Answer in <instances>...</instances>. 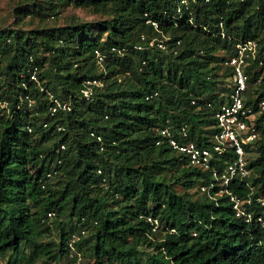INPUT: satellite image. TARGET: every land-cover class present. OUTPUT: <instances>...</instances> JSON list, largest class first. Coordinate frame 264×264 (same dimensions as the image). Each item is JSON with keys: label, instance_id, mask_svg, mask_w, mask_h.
I'll return each mask as SVG.
<instances>
[{"label": "trees", "instance_id": "obj_1", "mask_svg": "<svg viewBox=\"0 0 264 264\" xmlns=\"http://www.w3.org/2000/svg\"><path fill=\"white\" fill-rule=\"evenodd\" d=\"M186 1L181 11V0L13 6L16 25H0V97L11 108L0 113V264H264V0ZM70 6L101 18L57 23ZM164 37L165 48L149 46ZM247 39L260 45L245 66L259 136L246 146L250 173L224 185L160 129L170 119L213 143L234 87L229 59ZM87 79L102 81L92 99L81 97ZM49 92L71 110L51 114ZM234 157L216 160L220 174Z\"/></svg>", "mask_w": 264, "mask_h": 264}, {"label": "built area", "instance_id": "obj_2", "mask_svg": "<svg viewBox=\"0 0 264 264\" xmlns=\"http://www.w3.org/2000/svg\"><path fill=\"white\" fill-rule=\"evenodd\" d=\"M182 4H187V1L181 0L180 7L178 8L179 11H181ZM153 24L155 27H158L156 22H153ZM167 38L168 37L152 39L149 42V46L157 45L160 48H165V39ZM178 43H180V40ZM144 46V44H141L137 47L141 49ZM235 49V54L229 59V63L234 67V87L230 91L227 100L220 104L215 111L214 119L217 131L214 135L213 143L210 146L198 145L191 139L190 133L185 126L174 128L171 126L170 119H166V125L160 129L161 135L175 150L186 154L191 164L204 170L211 171L213 177L220 179L224 185H228L234 176L240 175L241 177H245L250 173L248 164L252 152L247 151L246 146L255 148V143L259 136V131L255 125L256 112L253 105L246 103V92L249 88V75L245 66L248 62V58L256 59L259 56L260 45L255 39L240 40L236 44ZM112 50L117 51L119 54L123 51L116 47H112ZM96 56L99 64L102 65L105 54L97 50ZM260 64L264 67V61H260ZM261 77L262 76H259L258 80H260ZM31 80L39 81L36 70L32 72ZM101 84V79L85 80L83 88L81 89V97L92 99L95 86ZM156 94L157 92H155V95ZM150 97H153V94L147 96V98ZM49 98L52 102L50 106L51 114H55L59 110H71L72 108L70 100L62 99L50 92ZM26 99L29 105L33 103V100L29 96H27ZM209 106H212V104L209 103ZM259 107L264 109V98L259 101ZM5 111L11 112L10 104L7 100L0 97V113ZM59 129H64V127L59 126ZM29 130H31V127H29ZM97 138L101 140L100 136H97ZM64 147L65 146L62 145V148ZM227 151H233L235 157L233 161L227 163L224 172L220 174L219 170L216 168V160L220 159ZM200 189L202 191L209 190L205 185H201ZM231 198L234 201V207L237 209V213L250 217V214H246L242 210L239 198L235 195H232ZM260 200L264 203V197ZM54 215V211L48 212V217L52 218ZM149 220L157 224V220L151 217H149Z\"/></svg>", "mask_w": 264, "mask_h": 264}, {"label": "rangeland", "instance_id": "obj_3", "mask_svg": "<svg viewBox=\"0 0 264 264\" xmlns=\"http://www.w3.org/2000/svg\"><path fill=\"white\" fill-rule=\"evenodd\" d=\"M19 0H0V25L2 26H13L16 25L15 23V17L13 14V6L18 2ZM72 15L80 16L81 18L85 20H92V19H98L101 18L99 15L92 12V10L84 9V8H76V7H68L64 13L61 19L57 20V23H63L66 21V18L71 17ZM55 20L53 19L52 22ZM55 23V22H54ZM89 264V263H84Z\"/></svg>", "mask_w": 264, "mask_h": 264}]
</instances>
